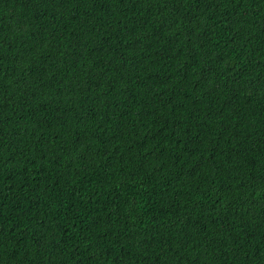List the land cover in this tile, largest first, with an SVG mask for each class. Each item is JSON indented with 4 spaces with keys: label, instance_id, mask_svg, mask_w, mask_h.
<instances>
[{
    "label": "trees",
    "instance_id": "16d2710c",
    "mask_svg": "<svg viewBox=\"0 0 264 264\" xmlns=\"http://www.w3.org/2000/svg\"><path fill=\"white\" fill-rule=\"evenodd\" d=\"M0 264H264V0H0Z\"/></svg>",
    "mask_w": 264,
    "mask_h": 264
}]
</instances>
